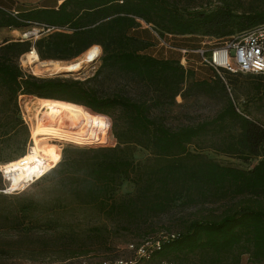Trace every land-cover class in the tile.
I'll list each match as a JSON object with an SVG mask.
<instances>
[{
    "label": "trees",
    "instance_id": "1",
    "mask_svg": "<svg viewBox=\"0 0 264 264\" xmlns=\"http://www.w3.org/2000/svg\"><path fill=\"white\" fill-rule=\"evenodd\" d=\"M256 1L258 5L255 2L240 15L234 13L230 3L211 13L184 15L169 0H64L56 7L18 11L16 16L0 9L3 27L51 29L48 33L42 32V37L34 42L4 41L0 45V86L7 93L2 106L14 102L20 111L19 99L23 96L75 103L84 107L92 118L103 120L105 129L106 117L110 115L108 109L120 107L127 116V128L120 134L116 147L90 152L92 158L86 162L87 172L83 170L87 175L75 193L76 202L86 201L87 205L104 202L109 190L114 191L125 180L133 181L136 191L129 200L107 203L121 218V223L131 225L168 215L177 204L193 208L250 196V203L231 207L218 216L190 220L177 235L161 238L160 247L154 251V258L159 260L200 254V264H229L225 259L237 252L230 264H239L244 254L256 263L264 262V205L261 203L264 199V124L246 110H238L229 97L224 82L233 73L225 71L223 80L210 68L192 63L191 60L197 61L192 55L200 56L193 53L188 55L191 60L184 67L183 54L162 45L169 37L202 35L227 39L263 24L264 0ZM142 23L150 27L144 28ZM153 37L158 46L168 50L164 55L170 51L180 56L170 59L145 53L153 46ZM202 43L196 48L170 45L175 49L197 50ZM95 45L102 48V67L129 75L154 89L159 96L155 105L185 97L184 86L190 77L203 93L220 94L228 103L212 120L173 130L160 119L151 117L152 107L147 103L100 99L86 86L95 76L84 81L60 76L40 78L26 74L17 62L32 49L42 61L69 62ZM198 71L205 78L197 79ZM256 76L264 79L262 74ZM255 89L264 90V81ZM229 124L239 128L237 135H223ZM208 136L216 141L213 146L219 152L245 163L254 159L258 163L244 170L221 165L190 150L195 141ZM135 146L149 150L153 159L149 163L137 162L133 157ZM19 197L0 195L3 200L11 198L13 202ZM253 197L257 201L251 203ZM31 206L32 203L27 205L28 210L23 214L20 211L19 216L16 206L0 210V230H13L28 243L37 240L42 248H47L52 241L63 248L62 262L87 255V246L72 224H61L57 214L49 216V212L39 217ZM10 243H19L18 237ZM4 254L0 249V258Z\"/></svg>",
    "mask_w": 264,
    "mask_h": 264
},
{
    "label": "rangeland",
    "instance_id": "2",
    "mask_svg": "<svg viewBox=\"0 0 264 264\" xmlns=\"http://www.w3.org/2000/svg\"><path fill=\"white\" fill-rule=\"evenodd\" d=\"M169 1L184 15L211 13L227 3H230L232 8L235 9V14L240 15L243 10L248 9L255 2L256 5L259 4L256 0ZM16 10L21 11L20 9ZM3 23V15L0 13V45L4 41L18 42L24 39V30L35 33L33 38H29L30 41L34 42L42 37L38 34V28L15 29L3 27ZM142 25L144 28L150 27L145 23H142ZM34 28L35 30H33ZM157 32L160 34L159 31ZM152 39L154 41L153 46L146 50L145 53L170 59L180 56L178 52L170 51L164 55V52L168 50L158 46V41L155 37ZM166 42L190 48H196L198 44L204 42L206 45L205 49H208L216 46L221 40L217 37L198 35L195 37H169ZM33 50L35 49L31 51ZM22 57L23 55L17 62L28 75L40 78L60 76L81 81L95 76L94 80L86 86L95 91L100 99H129L133 102L147 103L152 107L151 117L160 119L167 127L173 130L182 126L196 125L212 120L225 109L228 103V100L220 94L207 95L203 93L200 86L194 84L193 77H190L184 86L185 97L178 96L174 102L169 100L161 102L160 105H155V101L157 102L159 96L154 89L117 70L103 68L102 53L96 62L94 61L89 66L82 63L81 67L76 71L79 73L70 74L42 72L36 70L33 66H23L21 63ZM192 57L197 61L202 59L201 56L192 55ZM69 62L79 64L76 59ZM202 78H205V76L198 71L197 79ZM261 81H264V79H260L256 75L234 74L226 77L224 83L228 89L229 97L234 100L238 110H246L252 118L264 124V90L258 91L255 89L256 85ZM6 96L7 93L0 86L1 170L8 162L10 163L26 156L34 146L28 107L30 106L31 110L35 108L31 104H28L27 107L26 101L31 103L30 100L37 97H20V111H18L14 102H10L7 106L1 105ZM108 110L110 115L106 117L108 122L107 129H105L103 120L101 121L97 117L91 119L87 143L79 146L55 143V145L60 144L62 147L60 162L50 172L43 175V177H39L40 179L36 178L34 182L28 183L21 189L13 190L11 189L14 186L13 181L6 180L4 170L3 172L0 171V195L7 198L16 195L21 196L14 202L11 201V198L7 199V201L0 198V210H11L10 207L16 206L19 216L21 215L20 211H22V214L25 213L28 210L27 205L32 203L31 209H34L33 212L39 217H43L48 212L49 216L57 214V217L61 219V224H72L73 228L79 231V237L87 246V255L62 262L61 257L65 254L63 248L55 246L52 241L46 246L47 248H42V244L37 240H32L33 242L28 243L27 239L20 237L13 230H0V249L5 251V254L1 255L0 258L1 264H100L103 259L131 260L134 258L135 251L142 245L155 249L161 238L166 236L165 238L168 239L170 234L177 235L190 220L218 216L223 212L229 211L231 207L243 205L245 202L250 203L248 201L250 196H248L245 199L239 197L193 208H184L177 204L168 215L148 219L141 224L135 221L128 225L127 223H121V218L119 219L112 212L107 203L115 202L118 204L129 200L136 191V185L133 181L125 180L120 186L113 188L114 191L109 190L104 202L100 201L91 205H87L86 201L76 202L74 196L79 191L85 175H87L84 171L87 172L85 170L88 167L86 162H89L92 158L90 152L116 147L119 143L120 134L127 128V116L123 109L113 107ZM238 133L239 128L229 124L223 135L228 137L230 134L237 135ZM215 144H217L216 141L208 136L195 141L190 146V150L196 154H202L207 159L221 165L244 170L252 169L258 163V160L255 159L245 163L238 158L223 154L215 149V146H213ZM132 148H134L133 157L137 162L149 163L153 159L149 150L139 146ZM254 201L257 200L253 197L251 203ZM261 203L264 205V199ZM38 235L35 237H39ZM17 237L19 243L16 245L10 243L13 240L17 241ZM131 245L135 248L131 249ZM31 246L35 248H31ZM236 255L237 252L225 259V262L232 263ZM170 258L183 261L186 264H200L202 257L200 254H181ZM240 259L239 264H264V262H254L248 254H244ZM159 261L157 258H152L148 261H142L141 264H158Z\"/></svg>",
    "mask_w": 264,
    "mask_h": 264
},
{
    "label": "bare ground",
    "instance_id": "3",
    "mask_svg": "<svg viewBox=\"0 0 264 264\" xmlns=\"http://www.w3.org/2000/svg\"><path fill=\"white\" fill-rule=\"evenodd\" d=\"M101 53L102 48L95 45L76 59L79 64H72L53 60L42 61L37 51L33 50L22 57L21 63L42 72L74 73L82 63L89 66L96 62ZM33 99L30 100L31 103L26 101V106L31 104L35 108L31 110L30 106L28 107L34 146L26 156L0 169L1 172L4 170L6 180L13 181V190L21 189L36 178L40 179L39 177H43L58 165L62 147L55 143L83 145L87 143L91 128L92 116L81 105L53 99Z\"/></svg>",
    "mask_w": 264,
    "mask_h": 264
},
{
    "label": "built area",
    "instance_id": "4",
    "mask_svg": "<svg viewBox=\"0 0 264 264\" xmlns=\"http://www.w3.org/2000/svg\"><path fill=\"white\" fill-rule=\"evenodd\" d=\"M17 12H13V15H17ZM39 29V28H38ZM35 30V28L33 29ZM45 29H39V35H42ZM51 29L45 31L50 32ZM24 39L29 40L35 35L32 31L23 33ZM216 46L205 49V43H202V47L197 50L187 49H175L166 41H162V45L166 48L180 51L183 54L181 64L184 67L188 66V55L199 54L201 56L200 61L191 60L192 63L197 65H203L210 68L216 75L224 80V72H230L233 74H253L264 75V23L257 25L248 31H245L239 35L232 36L227 39H219ZM209 54V55H208ZM160 242L155 249L142 245L135 251L134 258L127 259H103L100 264H141L142 261H148L154 258V251L160 247ZM135 247L131 245V249ZM158 264H186L184 262L174 259H162Z\"/></svg>",
    "mask_w": 264,
    "mask_h": 264
},
{
    "label": "crops",
    "instance_id": "5",
    "mask_svg": "<svg viewBox=\"0 0 264 264\" xmlns=\"http://www.w3.org/2000/svg\"><path fill=\"white\" fill-rule=\"evenodd\" d=\"M64 0H0V9L7 11L18 12L16 9H20V12H28L34 9L40 8H52L60 5Z\"/></svg>",
    "mask_w": 264,
    "mask_h": 264
},
{
    "label": "water",
    "instance_id": "6",
    "mask_svg": "<svg viewBox=\"0 0 264 264\" xmlns=\"http://www.w3.org/2000/svg\"><path fill=\"white\" fill-rule=\"evenodd\" d=\"M60 74H64V73H60ZM66 74H70V73H66ZM57 75H59V74H57Z\"/></svg>",
    "mask_w": 264,
    "mask_h": 264
}]
</instances>
